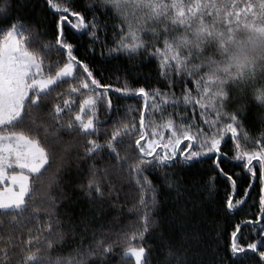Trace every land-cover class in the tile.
I'll return each mask as SVG.
<instances>
[{
    "label": "snow or ice",
    "instance_id": "1",
    "mask_svg": "<svg viewBox=\"0 0 264 264\" xmlns=\"http://www.w3.org/2000/svg\"><path fill=\"white\" fill-rule=\"evenodd\" d=\"M44 4L56 17L55 42L33 49L35 26L15 13L22 8L35 12L40 6L32 0L27 4L0 0V180L11 182L0 188V264H10L16 249L22 253L16 264H87L89 258L107 264L117 245L122 247V262L149 264L145 236L153 226L157 188L148 173H158L164 186L179 197L187 188L174 170L198 173V166L208 160L206 190L214 192L218 177L231 189L217 209L226 216L244 210L258 166L259 209L255 218L238 217L232 223L228 256L230 264H264V0H44ZM109 12L118 23L102 19ZM65 28L86 36L89 43L78 47L66 38ZM53 52L57 59L46 60L43 54ZM141 55L157 60L162 86L133 87L128 77L136 75L134 71L107 67L123 56L136 68L132 62ZM116 72H123V77ZM108 73L116 75L120 86L102 82ZM110 93L120 99L138 97L142 105H126L121 115ZM257 112L260 126L253 132L249 118ZM133 146L130 158L127 149ZM73 148L80 149L79 159L91 161L82 187L90 197L95 194L93 199L104 200L105 184L110 195L119 196L109 179V166L98 167V157L114 159L110 166L118 178L139 191V226L121 232L116 241L92 233L85 247L89 229L83 218L74 223L69 217L67 228L60 227L55 198L37 202L45 173L53 163L57 170L62 168ZM230 165L245 169L250 177L240 196L237 180L242 177ZM54 182L55 176L50 177L48 186ZM186 212L185 206L178 218L182 225ZM33 221L35 229L29 228L26 237L15 235ZM247 229L254 239L245 235ZM72 244H77L73 251L80 259L52 255L57 245ZM163 248L160 264H225L218 245L213 247L211 237L196 229L184 231L179 242Z\"/></svg>",
    "mask_w": 264,
    "mask_h": 264
},
{
    "label": "trees",
    "instance_id": "2",
    "mask_svg": "<svg viewBox=\"0 0 264 264\" xmlns=\"http://www.w3.org/2000/svg\"><path fill=\"white\" fill-rule=\"evenodd\" d=\"M30 0H24V3H29ZM40 7L33 12L32 8H22L15 14L20 17H26L23 22L29 25H34L36 31L31 37V47L37 49L42 42H55V29L53 27V21L56 19L51 9H48L44 4V0H32ZM63 2V0H61ZM107 19L108 23L115 24L118 20L109 12ZM66 38L72 43L81 46L89 43L88 38L81 37L72 32V30L65 28ZM2 38V37H0ZM80 53H78L79 55ZM46 60L55 61L57 59L56 53H44ZM98 55V53H97ZM62 59V56L60 57ZM132 63L138 67L132 68L127 62L125 57H121L119 60L112 61L107 67L115 71L117 68H128L130 71H134L136 75H130L128 77L131 86L140 87L149 85L162 86L157 77V60L155 58L149 59L148 57L141 55L135 59ZM116 75L123 77V72H116ZM116 75L112 73L107 74V79H104L103 83H111L115 86H120L116 79ZM177 91H179L177 89ZM112 95L114 103H119L120 114L123 115L126 105L133 107H140L142 100L140 98H124L120 99L119 94L110 93ZM100 119H105L103 106L100 109ZM138 115L137 113H133ZM114 120L115 117L113 116ZM259 112L249 118L250 131L256 132L259 129ZM111 122V121H110ZM66 140H72L71 136H65ZM79 138L73 141L78 143ZM251 147V146H250ZM79 148H73L65 157V163L62 168L57 170L56 163H53V167L49 169L43 177V183L39 187L36 193V199L39 204L40 200H46L49 197L55 198L54 214L60 217V227L67 228L68 218L71 217L74 223H79L81 218L86 222L88 227V235L85 238V247L90 243L92 239V233H95L96 237L103 236L107 241H116L118 234L121 232H131L134 228L138 227L139 216L141 210L137 204L139 199V191L136 186L127 181L119 179L116 175L117 170L110 165L115 164L114 159H109L107 156L103 158H97L96 164L98 167L103 168L109 166L110 176L109 179L116 185L119 192V196L110 195L107 184H105V198L104 200L93 199L87 194V189L82 185L87 184L89 178L88 165L91 161L86 159H79L77 152ZM130 158L134 156V146L127 149ZM231 155V153H229ZM255 164V162H254ZM211 161H205L202 165H199V172L194 173L189 170L175 169L176 174L181 177L187 188V191L181 190L182 194L178 197L175 190H169L164 186L163 178L158 173L149 172L148 175L153 181V184L157 188V203L152 206V215L154 217L153 226L149 233L145 236V247L150 249L149 264H160L164 259L163 246L169 242H179L183 236L184 231H191L193 229L199 230L202 233H206L211 237L213 247L218 245L219 252L223 255L225 264H230V257L228 256V245L230 240L231 225L235 220L239 218H255L259 209V196L261 194L259 183V169L257 166V176L252 183V188L248 193V200L242 212H238L233 216H226L223 211H217L220 208L228 195L230 194L229 183L223 178L218 177L213 193H209L206 190V180L210 173ZM230 170L239 173L242 177L237 180V192L236 195H242L245 188H247L250 181L245 169L241 167L229 166ZM120 176L123 173L119 174ZM55 176V182L48 186L50 177ZM42 209L47 205H40ZM187 207L186 215L188 219L183 223L179 222L178 218L182 214V209ZM45 218V213L41 212V221ZM7 224V221L4 222ZM35 221L17 231L15 235L27 236L28 229H35ZM77 229L76 239L79 240V236L82 234V228ZM55 227V223H54ZM251 229L245 230V235L248 239H254L250 235ZM34 234V233H33ZM71 239V234L69 235ZM77 247V244H72L70 247L65 245H57L52 255L57 254L63 256H69L70 254L76 256L73 251ZM16 255L12 257L10 264H16L21 259L22 253L19 249L15 250ZM122 252V247L117 245L115 248V254L110 255L107 258V264H130L127 261H121L119 254ZM251 256V254H249ZM77 259L80 257L76 256ZM87 264H97L93 258L87 260ZM243 264H252V261H245Z\"/></svg>",
    "mask_w": 264,
    "mask_h": 264
},
{
    "label": "crops",
    "instance_id": "3",
    "mask_svg": "<svg viewBox=\"0 0 264 264\" xmlns=\"http://www.w3.org/2000/svg\"><path fill=\"white\" fill-rule=\"evenodd\" d=\"M17 171H18V169H17ZM11 173V170H8V174H10ZM10 180H8V179H5V180H0V188H4V187H6V186H8V185H10Z\"/></svg>",
    "mask_w": 264,
    "mask_h": 264
}]
</instances>
